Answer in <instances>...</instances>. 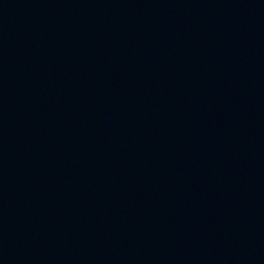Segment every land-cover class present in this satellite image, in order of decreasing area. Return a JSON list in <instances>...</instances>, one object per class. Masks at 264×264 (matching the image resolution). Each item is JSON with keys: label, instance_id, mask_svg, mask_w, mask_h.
Here are the masks:
<instances>
[{"label": "water", "instance_id": "1", "mask_svg": "<svg viewBox=\"0 0 264 264\" xmlns=\"http://www.w3.org/2000/svg\"><path fill=\"white\" fill-rule=\"evenodd\" d=\"M0 264H264V0H0Z\"/></svg>", "mask_w": 264, "mask_h": 264}]
</instances>
